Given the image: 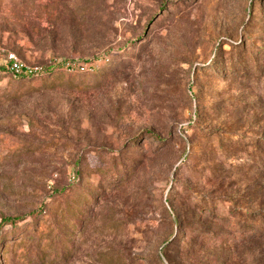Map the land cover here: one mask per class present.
I'll list each match as a JSON object with an SVG mask.
<instances>
[{
	"label": "rangeland",
	"instance_id": "obj_1",
	"mask_svg": "<svg viewBox=\"0 0 264 264\" xmlns=\"http://www.w3.org/2000/svg\"><path fill=\"white\" fill-rule=\"evenodd\" d=\"M8 54L94 69L0 73V264H264V0H0Z\"/></svg>",
	"mask_w": 264,
	"mask_h": 264
},
{
	"label": "trees",
	"instance_id": "obj_2",
	"mask_svg": "<svg viewBox=\"0 0 264 264\" xmlns=\"http://www.w3.org/2000/svg\"><path fill=\"white\" fill-rule=\"evenodd\" d=\"M170 9L167 8V10ZM168 11H164V13H167ZM64 64L65 62H61V63H53L50 66H47L45 68L42 69V71L38 74H28V73H21L19 75H15L12 70L10 69V64L8 62H6L4 65L0 66V73L4 74V75H8L14 79H20V80H42V79H48L56 74H58L59 72L65 71L66 69L64 68ZM94 69V67H92ZM85 72L88 71H81V70H75L74 72L69 73L70 76H74V75H78V74H83ZM120 170L116 169L114 170V173H119ZM78 178V177H77ZM75 179V177H74ZM82 199H86L89 202H93V195L92 194H86V197L84 196V198ZM84 200H80V202L78 204H73L72 206L67 208L66 214L63 215L62 219L63 222H60V225L58 224L56 228H58V230H60V234L62 232V230H64L65 234L68 233V229H74V230H79V228L81 227V222L79 219H83L86 217L87 215V209L86 207H81V202ZM209 204H207L206 207H208ZM207 210V208H205ZM210 210V215L214 216L215 212L213 211L212 208L209 209ZM44 215V212H41V216ZM46 216V215H45ZM218 218V217H217ZM2 222L0 224V230H2L3 226H16L17 224H19L21 221L25 220L24 217H19V216H14V217H4L2 218ZM222 220L224 222H230V226L231 227H237L239 224V220L238 217H236L235 219L232 220V218H228L223 216ZM55 225V224H53ZM36 226L34 225V229L33 231H37ZM2 242V239H0V243ZM61 247H67L66 249H69L71 247V242L70 240L66 239L65 235L62 237L60 243H58ZM40 252H42L41 250H37V254H39Z\"/></svg>",
	"mask_w": 264,
	"mask_h": 264
},
{
	"label": "built area",
	"instance_id": "obj_3",
	"mask_svg": "<svg viewBox=\"0 0 264 264\" xmlns=\"http://www.w3.org/2000/svg\"><path fill=\"white\" fill-rule=\"evenodd\" d=\"M6 62L10 64V69L15 75H19L21 73H28V74H38L42 71L43 68L35 67V66H27L20 62V60L14 54H8L6 56ZM64 68L68 72H74L75 70L81 71H92V66L88 64H78L76 62H65Z\"/></svg>",
	"mask_w": 264,
	"mask_h": 264
}]
</instances>
